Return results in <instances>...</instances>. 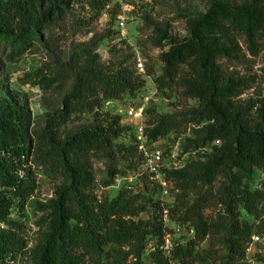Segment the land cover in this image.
I'll use <instances>...</instances> for the list:
<instances>
[{
    "label": "trees",
    "instance_id": "trees-1",
    "mask_svg": "<svg viewBox=\"0 0 264 264\" xmlns=\"http://www.w3.org/2000/svg\"><path fill=\"white\" fill-rule=\"evenodd\" d=\"M107 1L0 0V264L17 257L28 258L30 264H144L142 255L149 240L153 242L149 264H248L244 251L249 237L264 233V221L257 226L240 221L237 211L254 220L264 216V99L257 95L238 104L235 99L253 82L225 74L220 63L241 59L238 38L249 57H256L264 47V0L238 4L210 0L203 13L185 20L183 38L171 36L166 25L151 30L149 45L159 51L161 65L160 75L152 77L155 94L167 98L170 93L182 105L172 114L161 115L147 104L143 145L149 148L170 135L186 133L180 155L210 150L204 164L191 162L178 170L162 171L167 186L178 193L170 204L163 201L169 200L167 196L153 201L120 191L112 199H98L92 193V159L104 164L105 188L124 176L112 166L115 154L141 158L137 145L114 144L128 128L120 126L119 116L100 109L123 98L133 100L149 74L134 75L120 66L112 74H103L89 50L84 52L87 60L82 67L75 68L71 58L44 72L37 70L32 85L43 91L69 82L59 108L44 116L40 129L31 127L24 96L8 90L1 79L5 65L37 47L46 50L47 33L63 22L73 5L84 2L90 11L99 12ZM260 73L264 88V68ZM188 101L195 106H187ZM80 114L89 115L91 124L63 133L70 118ZM32 167L47 178L56 177L60 184L52 198L38 206L42 234L27 248L20 236L22 224L16 219L22 218L25 201L37 188ZM255 170L263 171V190L250 191ZM219 178L218 209L208 217L209 196L198 185L209 187ZM153 188L161 195L155 183ZM189 193L194 198L187 204ZM12 210L18 217L14 220L9 218ZM163 214L192 231L191 237L171 238L169 256L158 250L163 233H170L162 226ZM140 215L146 218L141 220ZM203 243L207 247L200 250ZM255 263L264 264V254L256 256Z\"/></svg>",
    "mask_w": 264,
    "mask_h": 264
},
{
    "label": "rangeland",
    "instance_id": "rangeland-1",
    "mask_svg": "<svg viewBox=\"0 0 264 264\" xmlns=\"http://www.w3.org/2000/svg\"><path fill=\"white\" fill-rule=\"evenodd\" d=\"M230 4H238L245 0H226ZM210 0H108L106 7L101 11L95 12L81 2L71 7V11L65 16L63 22L49 30L47 33L46 50L36 48L30 53L23 55L13 64L5 65L1 79H5L6 86L11 92L23 95L27 101L32 120V129H40L43 124L44 116L50 114L59 108V103L62 96L68 91L69 82L63 83L49 91H43L32 83L35 80L34 73L37 70L43 72L50 69L54 63L64 64L69 59L73 58L75 68L85 65L87 58L85 51L89 50L97 57V70L103 74H112L119 68L126 67L134 75L148 77L142 79L143 86L136 93L133 100L123 98L117 103L103 104L100 112L107 113L113 116H119L120 126L128 128L127 131L118 138L114 144L124 146L136 145L137 137L133 128V121L127 116L129 108L134 106V99L139 102L142 96H148L154 93L149 101V107L154 109L156 114L169 115L176 108L182 105L180 99L174 100L173 95L166 93L167 98L161 94H155L152 84V77L160 75L161 65L157 60L159 51L150 47L149 37L151 30L154 28L161 29L167 26L171 36L183 38L185 33V20L195 14L203 13ZM125 6L127 9V22L123 30V39L115 33V20L119 12L117 4ZM263 41H259L262 44ZM95 43L94 48L90 45ZM240 47L241 59L234 63L221 62V66L225 74L231 75L240 79H247L253 83L249 89L242 91L240 96L235 99L238 104H243L247 100H253L257 95L264 99V88L261 86L260 70L264 68V47L260 48L258 55L254 58L249 57L242 40L238 38ZM264 45V43H263ZM187 106L194 107V101H188ZM147 117H142V129L144 128ZM91 124L89 115L80 114L74 115L69 122L62 128L63 133L72 132L82 128H86ZM187 134L168 136L166 139L158 141L149 146V149H159L167 156V152L175 145L178 148L182 145L183 138ZM216 145V144H215ZM180 150V149H179ZM210 150L206 148L192 155H180L175 159L179 162L180 168L191 163L199 162L204 164L209 158ZM164 156V160H166ZM92 173L94 184L92 193L98 199H112L118 192H128L130 195L140 194L145 198H151L153 201L161 198L153 188V183L147 178L141 158L133 157L129 159L122 158L119 154L114 155L112 166L117 170L124 172L123 177H117L108 187H103V182L107 178L104 174V164L101 159H92ZM33 171L36 190L34 194L25 201V206L22 212V218L19 219L15 211L10 212L9 218L16 219L22 224L20 236L27 243V248H32L39 236L42 234V229L38 226L41 213L37 210L38 206L44 205L53 196L54 190L60 184L56 177H45L39 168H31ZM264 171V169H263ZM255 170L252 175V182L249 184L250 191L263 190L261 182H263L262 172ZM217 179L209 187L199 183L201 192H205L209 196L208 206H206L205 215L213 217L217 212L218 206L215 204L216 191L220 184ZM146 188V190H145ZM178 193L172 185L167 186V200L169 202L174 199ZM194 198L193 193H189L186 199L189 204ZM185 202V203H186ZM165 204V203H164ZM175 205L181 206V204ZM264 206V203H262ZM238 219L245 221L255 226L264 221V216L259 220H254L245 215L242 211H237ZM145 215H140L139 219L144 220ZM153 246V242L149 240L142 255V262L149 264L148 253ZM206 243L200 245L199 249H206ZM220 247L215 246L214 250L222 257L223 254ZM264 254L259 248H251L247 254H244L245 260L249 264L255 263L256 256ZM9 264H30L28 258L17 257Z\"/></svg>",
    "mask_w": 264,
    "mask_h": 264
},
{
    "label": "built area",
    "instance_id": "built-area-1",
    "mask_svg": "<svg viewBox=\"0 0 264 264\" xmlns=\"http://www.w3.org/2000/svg\"><path fill=\"white\" fill-rule=\"evenodd\" d=\"M119 12L116 15L115 20V30L120 35V38L123 39V30L124 26L127 22V9L125 6L119 5ZM155 92V91H154ZM154 93H150L148 96H142V100L139 102H135L134 106L129 108L127 111V116L129 119L133 121V128L136 132V145L137 152L140 154L143 167L146 172L147 178L155 183L160 191L161 196H167V184L163 179L162 171H174L180 169L179 162L175 161L179 154L178 144H175L170 151L167 152V156L163 155V152L159 149H149L144 147L143 138H142V117L143 110L146 108L149 103L151 97ZM109 103H106L107 105ZM164 156H166V160H164ZM165 213V212H164ZM162 226L164 229L170 230L169 232H164L162 236V243L159 246L158 250L162 252L163 255L169 256L171 251V238L177 235H185L188 237L192 236V231L187 229L186 227L179 226L177 224L171 223L165 214H163L162 218ZM257 247L261 251L264 252V233L262 234H253L249 237L248 244L245 248L244 254H247L251 248ZM246 261V260H245ZM246 263H248L246 261ZM249 264V263H248Z\"/></svg>",
    "mask_w": 264,
    "mask_h": 264
}]
</instances>
